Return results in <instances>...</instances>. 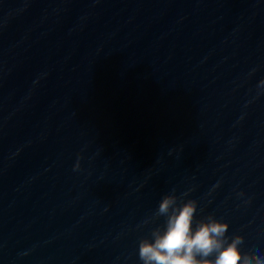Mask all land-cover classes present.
<instances>
[{"label": "water", "instance_id": "water-1", "mask_svg": "<svg viewBox=\"0 0 264 264\" xmlns=\"http://www.w3.org/2000/svg\"><path fill=\"white\" fill-rule=\"evenodd\" d=\"M261 79L264 0H0V264H142L173 189L264 254Z\"/></svg>", "mask_w": 264, "mask_h": 264}, {"label": "clouds", "instance_id": "clouds-1", "mask_svg": "<svg viewBox=\"0 0 264 264\" xmlns=\"http://www.w3.org/2000/svg\"><path fill=\"white\" fill-rule=\"evenodd\" d=\"M257 87L264 90V79ZM186 195L173 189L162 197L154 216L164 218L163 226L139 241L142 264H264V254H242L244 238L228 237V223L213 215L197 220V201L184 200Z\"/></svg>", "mask_w": 264, "mask_h": 264}]
</instances>
